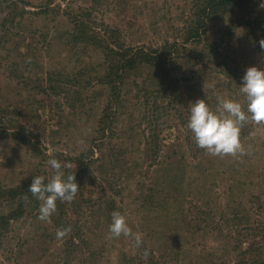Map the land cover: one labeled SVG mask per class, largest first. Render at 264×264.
Segmentation results:
<instances>
[{"label": "rangeland", "instance_id": "1", "mask_svg": "<svg viewBox=\"0 0 264 264\" xmlns=\"http://www.w3.org/2000/svg\"><path fill=\"white\" fill-rule=\"evenodd\" d=\"M190 13L191 0H0V196L37 175L47 182L51 158L85 187L76 206L60 201L73 220L63 239L51 218H37L39 205L0 230V264H264V124H245V154L224 157L198 148L186 126L197 99L213 111L221 100L243 104L245 70L264 68V0L246 27L232 28L234 16L210 23L204 41L219 68L182 57L194 56L195 47L183 44ZM78 24L99 39L97 47L74 40ZM173 43L179 97L151 100L180 113L146 115L148 94L129 84L114 130L97 135L108 95L96 83L105 48ZM48 76L54 92L46 89ZM146 116L160 135L152 168L143 160ZM7 211L0 200V213ZM114 211L142 234L139 247L110 238ZM248 243L260 250L243 256Z\"/></svg>", "mask_w": 264, "mask_h": 264}, {"label": "trees", "instance_id": "2", "mask_svg": "<svg viewBox=\"0 0 264 264\" xmlns=\"http://www.w3.org/2000/svg\"><path fill=\"white\" fill-rule=\"evenodd\" d=\"M257 2L258 0H191V13L185 26L183 44L193 45L196 50H193L194 56L187 54L182 57L185 58L186 61L187 58L191 59V57H193V59L199 58L200 61L204 60L208 64L215 63L218 68L221 67L217 59L210 60L212 56L210 46L207 41H204L210 23L219 18H227V20H229L227 16H234V19L230 17L232 28L246 27V25L249 24V17L251 13H253V9ZM78 25L75 26L78 34L74 40L81 41V43H92V46L97 47L98 44H100V42L97 41L99 39L93 36L87 37L84 34L85 30L83 24ZM201 43L203 46H199ZM115 46L116 48H112L113 50H108V47L105 48V51H108L105 56V68L103 73L98 76L96 82L104 86L108 92L106 106L102 111L103 116H101L98 121V129L96 130L97 135L105 137L109 133L108 130H110L112 120L116 116L118 105L122 101L123 92L129 84H133L139 92L143 91L148 94L146 101L142 104L144 111L146 110V115L155 113L156 117L159 116L162 118L163 115H167L166 111L172 108L175 113H180L178 110H175L173 106H171L172 108H167L164 107L165 105L157 104L158 102L153 101V98H158L163 101L166 95L169 97H179L176 87L177 81L171 75L172 69L170 65V55H175V53H177V44L165 45L163 49L124 48L119 44H115ZM177 54L179 55V52ZM45 82L47 83V90L54 92L57 89L52 84L53 77L51 78V76H48ZM160 110H165L163 115L159 113ZM146 118L147 116L142 119L146 120ZM147 119L149 120V118ZM148 120L146 121L149 127V136L148 138L145 136L143 160L145 163L149 162L147 165L148 168H152L157 164V154L160 151V135L158 136L159 129L155 128L158 122H154L155 125H153V123ZM113 130L114 128H112L110 132ZM86 157H88V155ZM76 175L78 176V172ZM75 180L79 185V190L76 195V198H78L82 195L85 187L78 177H76ZM31 181L32 178L19 183L16 187L9 188L5 192H2L0 200L7 205L8 211L5 214L0 213V230L6 229L11 221L22 218L26 215L27 211L38 207L40 202L33 198L31 193L28 192ZM85 202L86 204L88 203L87 201ZM57 204L56 212L50 217L54 227H69L68 225H71L73 220L67 215L66 210L63 211L64 204L59 200ZM71 205H75L74 200L71 202L70 206ZM72 211H74V209ZM71 238L74 239L73 237ZM253 247V245H249L248 243L243 250V256L247 254L251 256L260 250L259 248L254 249ZM238 264H245V262L241 260Z\"/></svg>", "mask_w": 264, "mask_h": 264}, {"label": "clouds", "instance_id": "3", "mask_svg": "<svg viewBox=\"0 0 264 264\" xmlns=\"http://www.w3.org/2000/svg\"><path fill=\"white\" fill-rule=\"evenodd\" d=\"M259 43L264 50V39ZM241 81L243 104L230 99L221 100L213 111L203 99L191 103L187 129L196 146L211 156H243L245 150L240 141L241 129L248 122L264 124V68L248 67ZM48 164L54 170L51 179L45 182L44 176H34L28 187V192L40 202L37 218L45 222L56 212L58 200L71 203L79 190L75 175H66L60 161L51 158ZM70 231V227L60 228L56 238L63 239ZM108 232L110 238L124 236L133 240L137 247L142 244V234L133 232L125 216L118 211L111 214Z\"/></svg>", "mask_w": 264, "mask_h": 264}]
</instances>
